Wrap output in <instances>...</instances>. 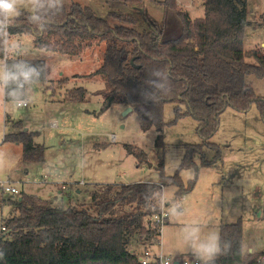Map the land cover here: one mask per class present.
<instances>
[{"label":"trees","instance_id":"16d2710c","mask_svg":"<svg viewBox=\"0 0 264 264\" xmlns=\"http://www.w3.org/2000/svg\"><path fill=\"white\" fill-rule=\"evenodd\" d=\"M158 4L173 9L180 18L176 36L163 39L162 27L133 10L110 12L109 17L117 20L111 23L82 3L67 6L42 34L33 32L24 16L13 22V35L31 34L37 47L49 51L73 54L92 47L95 40L105 42L98 68L106 81L103 110L116 103L131 106L140 113L143 130H157L159 145L163 144L164 106L173 103L175 117L168 124L193 117L202 142L185 145L179 170L173 175L164 173L163 159L159 158L158 182L100 184L89 195L92 202L88 206L59 207L23 191L16 199L9 198L12 216L2 226L0 264H142L130 246L148 247L159 241L161 230L149 221L161 210L164 186L176 185L180 197L195 183L192 180L184 186L179 173L182 168L195 167L196 157L203 165H213L215 161L205 157L206 148L216 151V159L221 158L219 145L211 141L221 114L228 107L246 112L256 104L264 122V96L257 95L247 82L249 75L264 78V52L245 49L250 24L246 0H204V16L196 18L178 8L175 0ZM143 19L147 22L144 26ZM23 59L46 65L45 59ZM46 79L42 76L41 82ZM154 80L163 87H153ZM68 96L83 101L86 89L74 88ZM14 125L21 127L22 121ZM38 133L14 131L6 134L5 140L22 144L24 161L43 162L44 145L35 141ZM125 147L138 165L150 163L142 149L129 144ZM219 235L221 245L230 242L231 249L215 264H264V252L240 254V219L221 224Z\"/></svg>","mask_w":264,"mask_h":264},{"label":"rangeland","instance_id":"374dc122","mask_svg":"<svg viewBox=\"0 0 264 264\" xmlns=\"http://www.w3.org/2000/svg\"><path fill=\"white\" fill-rule=\"evenodd\" d=\"M159 1L162 0H70L68 6L88 5L111 23L117 20L109 17L110 12L133 10L162 27L163 39L176 36L181 20ZM175 1L191 18L204 16V0ZM245 9L250 22L245 49L264 52V0H246ZM146 23L143 19L142 26ZM12 39L20 42L23 58L45 59L51 75L35 86L27 108L9 106L8 115L0 120V152L5 154L0 182L7 181L20 192L50 200L55 206H88L92 202L89 195L100 184L157 182L159 158L163 159L164 173L173 175L179 170L185 145L202 142L193 117L168 124L175 117L173 103L164 106L163 144L159 145L157 130H143L137 110L127 111L129 106L119 103L103 110L106 81L98 68L103 62L105 42L95 40L92 47L78 53L48 50L45 54L31 34H14ZM247 82L257 95L264 96V78L249 75ZM77 87L86 89L85 100L69 98V91ZM15 121H22V126H15ZM25 129L39 132L35 141L44 145L43 162L24 161L22 144L5 140L6 134ZM211 141L219 145L221 158L216 159V151L206 148L205 157L214 160L213 165H203L196 157L195 167L182 168L179 173L184 186L188 187L192 180L195 183L180 197L176 185L164 186L161 205L167 219L159 241L148 247L130 246L138 256L149 248L167 256L192 257L183 250L184 225H199L205 231L219 233L221 224L239 219L243 245L251 246L254 252H264V122L256 104L246 112L228 107ZM126 144L145 151V160L150 163L138 165ZM17 196L3 191L0 184V235L3 224L12 216L8 199ZM149 223L152 226L153 217Z\"/></svg>","mask_w":264,"mask_h":264},{"label":"clouds","instance_id":"9594fccd","mask_svg":"<svg viewBox=\"0 0 264 264\" xmlns=\"http://www.w3.org/2000/svg\"><path fill=\"white\" fill-rule=\"evenodd\" d=\"M69 3L70 0H0V120L8 115L9 106L27 108L41 77L51 75L47 65L37 66L22 58L20 42L14 41L10 32L13 22L24 16L30 29L42 34L64 14ZM47 51L45 47L44 53ZM153 75L159 76L160 73L154 72ZM151 84L163 87L159 81H151ZM4 159L5 154L0 152V165ZM181 239L183 250L191 253L197 264H215L221 255H227L231 249L230 242L221 245L217 231H205L199 225H184ZM239 251L241 255H249L254 249L242 244Z\"/></svg>","mask_w":264,"mask_h":264},{"label":"built area","instance_id":"2783aa9c","mask_svg":"<svg viewBox=\"0 0 264 264\" xmlns=\"http://www.w3.org/2000/svg\"><path fill=\"white\" fill-rule=\"evenodd\" d=\"M2 186V190L8 193L19 195L20 190L13 184H9V182H0ZM167 219V213L164 210L163 204L161 206V210L159 213H156L153 216V221L156 225L159 226L160 230L165 224ZM5 229V227H2ZM139 261L142 264H149L153 262H157L160 264H197V262L193 259V257H171L165 255L163 252H154L152 249H145L142 256H139Z\"/></svg>","mask_w":264,"mask_h":264},{"label":"crops","instance_id":"0c3cea01","mask_svg":"<svg viewBox=\"0 0 264 264\" xmlns=\"http://www.w3.org/2000/svg\"><path fill=\"white\" fill-rule=\"evenodd\" d=\"M137 182H139V181H137ZM142 182H144V181H142ZM158 182V181H157ZM129 183H134V182H129ZM219 233H220V229H219ZM155 252V251H154ZM162 252V251H161ZM188 254V253H187ZM191 255V254H190ZM171 257H179V256H171ZM182 257H184V256H182Z\"/></svg>","mask_w":264,"mask_h":264},{"label":"water","instance_id":"95a60500","mask_svg":"<svg viewBox=\"0 0 264 264\" xmlns=\"http://www.w3.org/2000/svg\"><path fill=\"white\" fill-rule=\"evenodd\" d=\"M130 110H132V107H131V106H129V107L127 108V111H130Z\"/></svg>","mask_w":264,"mask_h":264}]
</instances>
